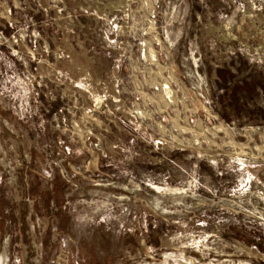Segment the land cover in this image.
<instances>
[{
    "label": "rangeland",
    "instance_id": "374dc122",
    "mask_svg": "<svg viewBox=\"0 0 264 264\" xmlns=\"http://www.w3.org/2000/svg\"><path fill=\"white\" fill-rule=\"evenodd\" d=\"M0 264H264V0H0Z\"/></svg>",
    "mask_w": 264,
    "mask_h": 264
}]
</instances>
